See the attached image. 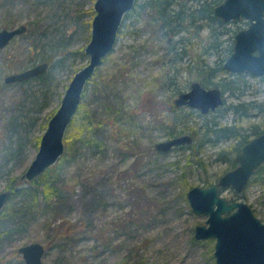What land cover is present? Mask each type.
Masks as SVG:
<instances>
[{"label":"rangeland","instance_id":"obj_1","mask_svg":"<svg viewBox=\"0 0 264 264\" xmlns=\"http://www.w3.org/2000/svg\"><path fill=\"white\" fill-rule=\"evenodd\" d=\"M93 3L0 0V29L27 25L0 47V190L36 155V136L59 106L71 76L89 59L85 52L46 58L59 44L84 50L95 12L84 9ZM152 17L143 4L126 14L116 45L82 96L80 114L85 111L91 119L89 128H82L94 131L102 145L73 135L59 160L64 191L34 217L26 216L24 230L0 237V264H26L18 247L35 240L45 245L44 264H218L215 238H197L194 232L196 224L207 223L208 213L192 210L187 191L193 184L204 186L205 177L214 183L235 165L229 157L235 156L238 134H219L215 128L264 126V109L254 105L264 104V73L223 67L234 33L248 24L245 17L217 25V36L202 19L173 34ZM44 60L52 74L48 83L35 76L4 80ZM220 64L216 74L209 69ZM192 80L221 88L224 103L207 113L190 105L175 109L174 98ZM79 116L73 118L76 124ZM12 117L20 123L13 135L6 129ZM180 133L193 136L191 145L155 148V142ZM250 179L242 191L226 185L220 193L245 200L264 221V170ZM13 202L22 204L20 197Z\"/></svg>","mask_w":264,"mask_h":264},{"label":"water","instance_id":"obj_2","mask_svg":"<svg viewBox=\"0 0 264 264\" xmlns=\"http://www.w3.org/2000/svg\"><path fill=\"white\" fill-rule=\"evenodd\" d=\"M136 0H94L89 41L84 52L89 55L86 63L71 76L59 106L51 114L41 134L39 148L22 173L26 180L38 176L57 162L65 148L64 135L78 110L88 82L108 53L116 45L123 19ZM214 13L225 21L245 17L246 27L234 33L232 51L225 58L223 67L233 72L264 73V0H222L216 3ZM25 23L0 29V47L15 34L24 32ZM46 60L26 69L8 73L5 81L24 80L38 75L48 67ZM187 90L180 91L174 103L187 104L202 112L215 109L224 103V91L218 86L206 87L200 80L190 81ZM188 133L160 139L155 142L158 150H170L171 146L190 143ZM236 164L227 169L209 185L193 184L187 191L192 210L208 213L207 223L195 225V237H214V255L218 264H264V221L258 218L248 202L241 198L229 199L220 193L221 186H231L242 191L256 168L264 162V130L244 141L235 154ZM10 189L0 190V212L8 200ZM26 264H44L45 245L39 240L26 242L18 247Z\"/></svg>","mask_w":264,"mask_h":264},{"label":"trees","instance_id":"obj_3","mask_svg":"<svg viewBox=\"0 0 264 264\" xmlns=\"http://www.w3.org/2000/svg\"><path fill=\"white\" fill-rule=\"evenodd\" d=\"M191 1V2H190ZM222 0H136L134 6L129 11L137 10L142 4L147 5L153 11V19L155 22H159L160 26L166 27L165 29L171 31L173 34L179 32L181 30H189L195 26V21L198 19L205 20L208 25L212 27L213 35L217 36L216 26L219 24H225V20L222 19L221 16H218L214 13V7L216 3ZM93 8L84 9V12L92 11ZM128 12V13H129ZM90 20H87L88 24ZM196 27V26H195ZM229 50H232V44L229 45ZM61 54L58 56V59H64V57L69 56V54H84L83 47L73 49L69 48L65 45H58V48L52 53L47 55V60L55 58L56 54ZM222 68V64L217 68L216 66H210L211 72L215 74ZM36 78H40L42 82H49L52 78V74L49 69L38 73V75H33ZM264 109V104L257 103L254 104ZM237 109L240 112L247 113L246 107L243 106L238 107ZM80 104L78 106V110L75 115H80L79 119L81 120L76 124L72 118V122L66 129V133L64 135L65 148L63 150V154L60 157L63 158L67 155L68 144H70V140L73 138V135H76L83 143L87 144H99L102 145V140L98 139L95 135L94 131L85 132L83 125L89 128L91 123V119L86 116L85 111H82L80 114ZM175 109L179 108V106H175ZM48 123V122H47ZM44 124V127H46ZM20 123L15 121V118H9L6 129L12 135L19 130ZM9 129V130H8ZM263 127L254 123L247 127V130L241 131L235 125L223 124L220 128H215L214 131L219 130V134L233 135L238 134V140L232 146V151L239 150L242 143L248 140L251 136L256 133H260ZM41 134L36 136V143H39L41 138ZM170 134L173 135V132ZM217 134V133H216ZM175 136V135H174ZM193 139L188 145H191ZM13 149V148H12ZM12 149L10 151H12ZM59 159V160H60ZM55 162L52 166L46 168L42 173L38 176L32 178V180H26L24 176L21 175H10L8 178L7 184L4 186L6 189H10L11 193L8 197V200L1 208L0 212V237L3 235H13V233L24 230V226L26 225V216L34 217L39 208L46 203L47 200L54 197V195L61 196L64 188L62 184L58 182L59 171L61 163ZM229 162L231 164H235V156L234 158L229 157ZM264 170V162L261 163L260 166L256 168V171ZM251 180V179H250ZM211 184L209 177H205L204 185ZM16 197H20L22 200V204L20 206L15 207V203L13 202ZM28 222V220H27Z\"/></svg>","mask_w":264,"mask_h":264},{"label":"flooded vegetation","instance_id":"obj_4","mask_svg":"<svg viewBox=\"0 0 264 264\" xmlns=\"http://www.w3.org/2000/svg\"><path fill=\"white\" fill-rule=\"evenodd\" d=\"M247 25H248V24H247ZM244 27H246V26H244ZM239 28H241V27H239ZM238 30H239V29H238ZM234 39H235V37H234ZM233 43H234V41H233ZM232 46H233V44H232ZM232 49H233V48H232ZM231 51H232V50H231ZM231 51H230V52H231ZM225 60H226V59H225ZM178 105H187V104H178ZM178 105H177V106H178ZM187 106H189V105H187ZM220 106H221V105H220ZM218 107H219V106H218ZM218 107H216V108H218ZM216 108H215V109H216ZM197 109H198V108H197ZM198 110H199V109H198ZM211 110H213V109H211ZM211 110H209V111H211ZM199 111H201V110H199ZM209 111H207V112H209ZM201 112H202V111H201ZM207 112H203V113H207ZM263 121H264V120H263ZM254 123H256V122H254ZM254 123H253V124H254ZM262 130H264V126H263V129H262ZM262 130H261V131H262ZM261 131H260V132H261ZM256 134H258V133H256ZM253 136H255V135H253ZM251 137H252V136H251ZM251 137H250V138H251ZM242 145H243V143H242ZM242 145H241V146H242ZM240 148H241V147H240ZM239 150H240V149H239ZM239 150H237V151L235 152V154H236ZM235 154H234V155H235ZM235 161H236V160H235ZM262 163H263V162H262ZM235 164H236V163H235ZM260 165H261V164H260ZM260 165H259V166H260ZM234 166H235V165H234ZM254 173H255V172H254Z\"/></svg>","mask_w":264,"mask_h":264},{"label":"bare ground","instance_id":"obj_5","mask_svg":"<svg viewBox=\"0 0 264 264\" xmlns=\"http://www.w3.org/2000/svg\"><path fill=\"white\" fill-rule=\"evenodd\" d=\"M249 182V181H248Z\"/></svg>","mask_w":264,"mask_h":264}]
</instances>
